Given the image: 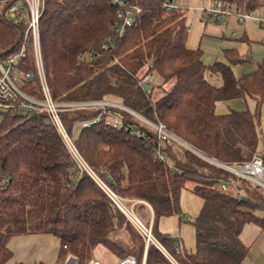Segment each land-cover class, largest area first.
Here are the masks:
<instances>
[{
  "label": "trees",
  "instance_id": "trees-1",
  "mask_svg": "<svg viewBox=\"0 0 264 264\" xmlns=\"http://www.w3.org/2000/svg\"><path fill=\"white\" fill-rule=\"evenodd\" d=\"M129 1L141 6L142 13L120 36L119 7L110 0H46L40 19L41 52L52 97L115 98L148 120L164 123L182 141L222 163L241 164L262 154L258 121L264 102V58L240 77L232 64L245 58L235 48L226 50L228 63L206 64L203 50L188 46L186 9L167 10V0ZM222 1L240 12L264 6V0ZM10 2L0 6V58L20 51L27 27L25 17L13 20L6 15ZM108 36L113 37L112 45L103 49ZM85 52H91L92 59L80 60ZM18 67L36 74L23 89L42 97L32 43ZM148 72L159 80L150 81L146 89L141 80ZM214 76L221 78L220 84L212 81ZM246 96L256 99L255 113L218 111L220 101ZM109 111L123 124L110 123ZM0 112V264L13 256L9 240L27 233L55 235L62 251L77 256L80 264L100 249L119 259L134 253L140 264L145 239L93 177L74 168L46 112L5 107ZM61 118L71 137L80 124L74 141L81 154L119 196L138 200L134 210L143 220L148 204L153 208V233L181 264H242L250 248L243 242V227L256 223L264 228V215L256 212L264 208L263 188L184 145L160 142L153 126L121 107L65 109ZM83 121L90 124L82 126ZM185 189L202 199L193 219L192 251L158 229L161 216L182 212ZM237 189L246 193L245 199L236 197ZM121 230L128 236L122 237ZM145 264L173 263L150 243Z\"/></svg>",
  "mask_w": 264,
  "mask_h": 264
},
{
  "label": "built area",
  "instance_id": "built-area-1",
  "mask_svg": "<svg viewBox=\"0 0 264 264\" xmlns=\"http://www.w3.org/2000/svg\"><path fill=\"white\" fill-rule=\"evenodd\" d=\"M9 0H0L5 2ZM113 4L119 7L118 16L121 18V22L117 27L118 35H123L126 29L133 25L138 17L142 13V7L136 3H132L129 0H110ZM46 0H11L10 4L6 7V15L13 20L25 17L27 27L22 41L21 49L18 53L10 55L5 58H0V108H9L11 110H19L23 113H38L40 111L46 112L49 121L57 127L61 133L68 150L70 151L74 160L75 166L80 173L87 172L93 177L96 183L114 200L118 207L126 214L129 220L133 223L138 232L143 236L146 242V249L150 243L155 244L173 264H181L161 243V241L153 233V224L146 223L134 210V204L138 200H131L132 203L129 205L126 198L119 196L89 165L81 154L79 148L75 144V141L70 136L65 128V125L61 118V111L65 109H73L79 107H103L116 106L126 109L123 104H116L106 99L100 100H70V101H59L55 100L52 95L48 82L46 79L43 57L41 52V34H40V19L45 10ZM167 10H174L178 8L172 3V0L165 1L164 4ZM236 12L240 20H246L252 16L251 12H240L233 6L224 3L222 0H212L208 7L204 8V12H208L214 18H221L229 15L230 13ZM261 25L264 27V16L259 18ZM113 37L108 36L103 42L102 48L109 49L112 45ZM32 43L34 48V59L37 69V76L41 83L43 91L42 97H36L23 89V84L26 81L33 80L36 74L33 72L23 71L18 67L25 55L28 45ZM94 55L91 52L81 53L79 56L80 60H90ZM155 74L152 72L146 73L142 80V84H148L153 81ZM127 110V109H126ZM129 111V110H128ZM131 112V111H129ZM132 113V112H131ZM142 121L153 126L157 132L160 142L166 140L176 139L171 132L167 129L164 123H154L145 117H140L132 113ZM108 120L115 126L123 124V119L120 116L108 112ZM89 121L81 122L82 126L89 125ZM132 132L139 133L138 130H132ZM163 158L164 156L161 155ZM215 163V162H214ZM233 173L247 179L248 181L260 186L264 189V151L262 154L256 153L253 158L241 164H226L219 162L216 163ZM222 188L227 189L228 185L226 182L222 183ZM236 197L238 199H245L246 193L237 189ZM130 201V200H129ZM178 238V236L176 237ZM68 248L67 245L64 246ZM79 258L73 254H70L65 264H79ZM137 257L134 254H128L121 258L117 264H137ZM85 264H105L99 259L89 258Z\"/></svg>",
  "mask_w": 264,
  "mask_h": 264
},
{
  "label": "rangeland",
  "instance_id": "rangeland-1",
  "mask_svg": "<svg viewBox=\"0 0 264 264\" xmlns=\"http://www.w3.org/2000/svg\"><path fill=\"white\" fill-rule=\"evenodd\" d=\"M211 1L212 0H172V3L175 6L186 8L187 10V20L189 25L188 46L191 48H201L203 50V60L206 64H211L216 60L228 63L229 59L226 55V50L229 48H235L241 56H246L248 58L242 63L232 64L237 77H240L245 72L256 69L258 63L264 58V27L259 21V18L264 16V6L257 11L251 12L252 16L246 20H240L235 11L225 17L214 18L208 12H204V8L208 7ZM3 4L4 3H0V6L3 7ZM158 80L159 78L156 76L153 79V83ZM212 81L220 84L221 78L214 76ZM105 99L112 103L122 104L115 98ZM232 109H249L251 112L255 113L257 110L256 99L250 96L236 97L222 100L218 104L219 112H225ZM263 115L264 102L261 106L260 119L261 117H264ZM2 117L3 115L0 112V121ZM260 119L258 121V131L260 127L259 125L264 121H261ZM79 128L80 124L77 123L74 127V136H72L73 140L75 139V135L78 134ZM172 135L176 137L177 140L169 138L170 141L185 146L184 143L186 142L182 141L176 135ZM184 193L185 190L182 193V212L180 214L175 213L161 216L158 220V229L161 233L169 234L173 237L179 236L183 248L187 251H192L196 248V232L193 224L194 217H187L188 211L184 208ZM195 197L200 205L202 199L198 195ZM127 201L129 205L132 203V201ZM256 212L258 215H264V208L257 209ZM145 214V222H152L153 224L154 213H150V210L146 208ZM120 235L122 237L128 236L127 232L124 230L120 231ZM241 235L243 242L250 247L242 264H264V228H261L256 223H246ZM60 246L58 237L53 234L42 237L37 235L25 236L24 238L20 235L11 238L8 242V247L13 250L15 248L21 249V251L26 254H31L33 249L41 247L45 251L56 256ZM146 250L145 245L144 257L140 264L146 263ZM61 253V258L58 264H65L70 253L66 251H62ZM96 257L105 264H117L120 260L115 254L105 249L98 250ZM91 258L94 257L92 256Z\"/></svg>",
  "mask_w": 264,
  "mask_h": 264
},
{
  "label": "crops",
  "instance_id": "crops-1",
  "mask_svg": "<svg viewBox=\"0 0 264 264\" xmlns=\"http://www.w3.org/2000/svg\"><path fill=\"white\" fill-rule=\"evenodd\" d=\"M184 9H186V8H184ZM243 57L245 58V60L248 59L246 56H243ZM260 120L261 121L264 120V117H261ZM259 126L260 127H259V146H258V149L260 151H263L264 150V121L261 122V124ZM184 195H185L184 208H185V210L188 211L187 217L193 218V217L198 215V213L201 209L202 203H200V205L198 204V201L196 200V197H195L197 195H195L189 189H185ZM148 206L150 207V213H153V211H152L153 208L149 204H148ZM33 235H37V236L42 237V236H46L49 234H47V233H27V234H22L21 237L23 236V238H24L25 236H33ZM18 236H20V235H18ZM178 239H180L179 236H178ZM11 250L13 252V256L6 264H38L39 262H44L45 264H58L60 261V258H61V254H62L61 253L62 252L61 246H60L59 251H58L56 256L52 255L50 252L45 251L41 247L33 249L31 251V254L30 253L26 254L25 252H22L21 249H18V248H15L14 250L11 249ZM95 258L98 259L97 257H95Z\"/></svg>",
  "mask_w": 264,
  "mask_h": 264
},
{
  "label": "water",
  "instance_id": "water-1",
  "mask_svg": "<svg viewBox=\"0 0 264 264\" xmlns=\"http://www.w3.org/2000/svg\"><path fill=\"white\" fill-rule=\"evenodd\" d=\"M145 88H146V89H149V88H151V85H149V84H145ZM125 107H126V106H125ZM126 109L129 110V111H131L132 113H134V114H136V115L142 117L140 114H138L137 112H135V111L132 110L131 108L126 107ZM142 118H143V117H142ZM184 144H185L186 147L190 148L191 150L195 151L196 153L200 154L201 156L205 157L206 159H208V160H210V161H212V162L218 163L217 160H215V159H213V158H210V157L206 156L205 154H203V153H201L200 151L196 150L195 148L191 147L189 144H187V143H184ZM152 211H153V213H154V210H153V209H152Z\"/></svg>",
  "mask_w": 264,
  "mask_h": 264
}]
</instances>
